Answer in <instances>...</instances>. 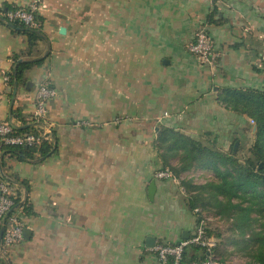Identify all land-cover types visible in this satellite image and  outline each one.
<instances>
[{
	"label": "crops",
	"instance_id": "1",
	"mask_svg": "<svg viewBox=\"0 0 264 264\" xmlns=\"http://www.w3.org/2000/svg\"><path fill=\"white\" fill-rule=\"evenodd\" d=\"M7 4L35 6L44 37L26 55L27 37L0 22V122L34 124L37 88L51 85L56 95L42 122L54 152L39 160L0 151L28 229L4 260L160 264L147 238L179 243L198 215L182 185L197 168L156 177L169 169L159 137L170 130L225 153L237 141L241 149L250 119L218 96L224 87L264 88V67L254 69L256 49L264 53V0H0V9ZM202 27L219 53L211 63L188 48ZM16 55L43 60L13 81ZM164 145L173 147L170 165H180V143Z\"/></svg>",
	"mask_w": 264,
	"mask_h": 264
},
{
	"label": "trees",
	"instance_id": "2",
	"mask_svg": "<svg viewBox=\"0 0 264 264\" xmlns=\"http://www.w3.org/2000/svg\"><path fill=\"white\" fill-rule=\"evenodd\" d=\"M20 6L4 5L0 10L4 20L1 23H7L12 27L15 33L23 34L28 39V47L24 54L31 55L38 45L43 35V17L33 10L34 18L39 23L37 27L26 24L19 18L11 19L8 13L15 11ZM31 10V6L24 7ZM217 7H213L208 16L209 23H216L214 16ZM241 44L236 43L234 48ZM15 70L13 72V81H21L26 69L33 64H39L43 59L37 61L24 60L18 61L19 55H16ZM264 67V53L256 49L254 69L261 72ZM51 86V85H50ZM218 99L226 107L237 112L239 115H246L249 119L254 120L257 126L255 139L250 147L251 155L243 161L237 155V151L223 152L212 146H206L201 141L176 134L174 131L164 130L159 137L158 147L163 149L160 153L164 168H169L176 176L192 168L212 170L219 180L206 182L203 184L195 183L194 180L184 179L182 185L186 189L187 202L189 209L198 215V222L206 217L205 210L211 208L223 217L233 219L241 231L250 228L252 236H256L262 244L253 256L260 264H264V88L256 87H224L219 93ZM13 116L22 118L20 110L14 109ZM34 124L26 126H15L14 133H33L40 135L43 132V121L45 118L34 115ZM175 138V143H180L183 148V155L180 158V165L171 166L169 162L170 150L172 146H165V142ZM3 154L10 153L20 158H38L44 160L50 156L55 149V136L51 131L48 137H43L39 143L32 146L3 145ZM234 149V148H233ZM239 152V150H238ZM196 209H199L196 211ZM260 224V229L254 228V223ZM245 229V230H244ZM207 235L220 238L218 232L213 231L210 225L206 224ZM159 242H164L160 240ZM166 242V241H165ZM169 243V242H168ZM177 244V243H175ZM219 241L212 248L211 254H219ZM209 255L208 251L202 250L199 246L191 245L185 249L180 264H188L192 260L202 259ZM220 264H226L225 257H222ZM1 264H10L2 261Z\"/></svg>",
	"mask_w": 264,
	"mask_h": 264
},
{
	"label": "built area",
	"instance_id": "3",
	"mask_svg": "<svg viewBox=\"0 0 264 264\" xmlns=\"http://www.w3.org/2000/svg\"><path fill=\"white\" fill-rule=\"evenodd\" d=\"M33 10H36L35 6H31V10L20 6L17 10L9 12L8 16L11 19L19 18L26 24L37 27L39 23L34 18ZM188 48L203 63H211L212 59L219 55L212 37L204 27L197 31ZM5 79L9 80L10 77L6 76ZM55 95L56 89L50 85L41 84L37 88L34 97V113L37 117L46 119L48 103ZM51 131V127L47 126L40 135L33 133L16 134L11 122L2 121L0 122V151L3 150V145L32 146L39 143L43 137H48ZM156 177L174 179V174L170 169H163L157 171ZM198 210L196 209V211ZM24 212L25 208L18 199L15 184L8 180L0 169V264L5 261V253L9 248L23 239L24 224L22 218ZM207 220V217L201 219L194 233L188 239L177 244L165 241L156 242L148 250L157 256L160 264H180L185 249L191 245H196L202 250L208 251L209 255L202 259L192 260L188 264H220L217 256L211 254L212 248L216 245V240L206 233Z\"/></svg>",
	"mask_w": 264,
	"mask_h": 264
},
{
	"label": "rangeland",
	"instance_id": "4",
	"mask_svg": "<svg viewBox=\"0 0 264 264\" xmlns=\"http://www.w3.org/2000/svg\"><path fill=\"white\" fill-rule=\"evenodd\" d=\"M255 127L257 128L255 121L250 119L247 136L242 140L241 149L239 146L237 148V155L243 161L251 155L249 149L255 139ZM234 145L235 143L232 144V147ZM216 180H219V178L212 170L197 168L194 171V181L199 184ZM204 213L208 219L207 224L210 225L213 231L221 235L220 238H215L220 243V252L216 254L218 260L225 257L226 264H260L254 259L253 254L262 242L258 241L256 236H252L250 228L241 231L233 219L219 216L212 208L205 210ZM254 228L259 230L260 224L255 222Z\"/></svg>",
	"mask_w": 264,
	"mask_h": 264
},
{
	"label": "water",
	"instance_id": "5",
	"mask_svg": "<svg viewBox=\"0 0 264 264\" xmlns=\"http://www.w3.org/2000/svg\"><path fill=\"white\" fill-rule=\"evenodd\" d=\"M0 19L4 20V18L1 17V16H0ZM255 128H256V127H255ZM238 146H239V142L237 141V142L235 143V145H234V151L237 150ZM154 186H155V184L153 183L152 186H151V188H154ZM150 194H152V189H150ZM27 231H28V229H24V233L27 232ZM184 238H185V239H188L189 236H186V235H185ZM155 243H156V240H155L154 237L149 236V237L147 238V246L152 247V246L155 245Z\"/></svg>",
	"mask_w": 264,
	"mask_h": 264
}]
</instances>
